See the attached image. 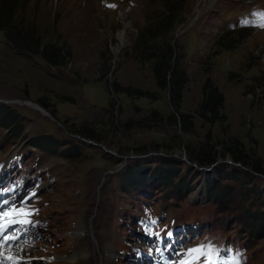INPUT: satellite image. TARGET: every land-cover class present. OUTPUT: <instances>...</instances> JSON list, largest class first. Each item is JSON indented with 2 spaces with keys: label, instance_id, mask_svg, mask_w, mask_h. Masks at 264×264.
<instances>
[{
  "label": "rangeland",
  "instance_id": "1",
  "mask_svg": "<svg viewBox=\"0 0 264 264\" xmlns=\"http://www.w3.org/2000/svg\"><path fill=\"white\" fill-rule=\"evenodd\" d=\"M151 8L30 0L58 65L0 32V163H22L10 182L26 178L7 219L35 222L0 245L3 263L94 264L108 247L114 264H140L135 220L148 208L186 222L181 252L211 243L232 247L228 264H264V0H186L173 33L188 78L178 109L125 52ZM43 135L56 145L33 146Z\"/></svg>",
  "mask_w": 264,
  "mask_h": 264
},
{
  "label": "trees",
  "instance_id": "2",
  "mask_svg": "<svg viewBox=\"0 0 264 264\" xmlns=\"http://www.w3.org/2000/svg\"><path fill=\"white\" fill-rule=\"evenodd\" d=\"M150 1L153 8L145 14L143 25L138 28L129 50L125 52L136 63L151 70L156 88L167 90L171 105L178 109L188 78L183 68V46L173 33L185 19L186 0ZM29 3L30 0H0V32L5 44L10 49L38 55L50 65H58L59 62L50 57L49 42L44 40L38 28L31 26ZM65 56H71L70 50ZM203 93L207 94L206 87ZM31 143L39 148L56 145L49 135L35 137Z\"/></svg>",
  "mask_w": 264,
  "mask_h": 264
},
{
  "label": "snow or ice",
  "instance_id": "3",
  "mask_svg": "<svg viewBox=\"0 0 264 264\" xmlns=\"http://www.w3.org/2000/svg\"><path fill=\"white\" fill-rule=\"evenodd\" d=\"M109 7H115V5H109ZM258 15L264 17V13H260ZM242 23L248 24L249 21H242ZM262 26H264V25H262ZM0 191H3V190H0ZM21 204H22V202H21ZM21 204H14L13 202H10L8 200L0 201V244H2L4 242V240L7 238L6 234L10 233L11 231H13L17 227V224L15 222L9 223L7 225V227H5V225L3 223L5 208L15 206L17 209H19L21 207ZM151 223L155 224V221H152ZM25 231H27V229ZM156 235H159V234L157 233ZM169 235H171V233H169ZM20 238L21 237H12L10 240H8V242L13 243L15 241H18ZM205 248L213 249L214 246H212L210 244H208V245L201 244L195 248L188 249L187 252L184 253L183 255L187 256L188 253H199L198 256L193 258V260H202V258L205 256V253H203L201 250L205 249ZM157 250L159 251V249H157ZM214 251L216 252V256L212 257L211 255H209L208 259H207V264H228V260H226L222 256H220V254H219L220 250L219 249H214ZM236 255L238 256L239 254L237 253ZM2 258H3L2 254H0V259H2ZM193 260L187 261V264H193ZM182 264H183V262H182Z\"/></svg>",
  "mask_w": 264,
  "mask_h": 264
},
{
  "label": "bare ground",
  "instance_id": "4",
  "mask_svg": "<svg viewBox=\"0 0 264 264\" xmlns=\"http://www.w3.org/2000/svg\"><path fill=\"white\" fill-rule=\"evenodd\" d=\"M79 232L81 234H83L84 233V228H81L79 230ZM96 257H97L96 255H93V259H95ZM84 259L88 260V257H85ZM86 260H84V261L86 262ZM94 264H114L113 255H112L111 250L108 247H105V251H104V254L102 255V259L101 260L98 259V261L95 260Z\"/></svg>",
  "mask_w": 264,
  "mask_h": 264
}]
</instances>
